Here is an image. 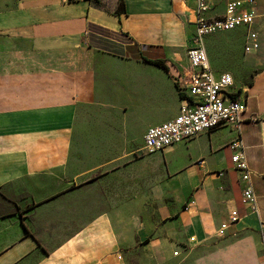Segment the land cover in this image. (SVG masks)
<instances>
[{
	"label": "crops",
	"instance_id": "1",
	"mask_svg": "<svg viewBox=\"0 0 264 264\" xmlns=\"http://www.w3.org/2000/svg\"><path fill=\"white\" fill-rule=\"evenodd\" d=\"M225 3L209 0L207 17L222 16ZM195 7V0H99L98 6L91 0H0V264H264L258 235L264 223V64L239 71L237 55L228 63L212 59L220 48L231 50L233 43L223 38L232 31L212 37L204 49L212 73L229 74V94L244 103L238 130L221 125L155 153L172 156L151 181L135 174L143 159L123 161L128 127L145 117L144 135L178 114L184 99L174 81L181 84L189 74ZM72 50L76 70L81 55L136 66L138 85L96 91L90 70L84 83L82 68L70 76L57 59ZM41 55L55 66L47 68ZM147 61H161L167 70ZM111 93L120 95L114 105ZM126 95L130 103L122 101ZM94 104L114 110L122 133L95 136L83 124L88 132L78 145L80 157H97L105 142L122 150L83 168L70 159L72 135L77 117ZM237 137L258 215L241 204L228 146ZM155 154L144 162L160 165ZM12 206L19 212H10ZM232 212L238 220L219 235Z\"/></svg>",
	"mask_w": 264,
	"mask_h": 264
},
{
	"label": "built area",
	"instance_id": "2",
	"mask_svg": "<svg viewBox=\"0 0 264 264\" xmlns=\"http://www.w3.org/2000/svg\"><path fill=\"white\" fill-rule=\"evenodd\" d=\"M195 3L194 35L191 38L192 45L186 49L190 70L187 79L182 80L181 84L178 82L186 98L175 117L146 130L140 149L143 155L160 153L167 147L190 140L203 132H210L221 125L230 126L233 130H238L240 126L244 103L233 99L229 94V88L233 85L229 74L221 73L217 80L213 78L203 38L251 27L255 18L254 0H226L223 15L214 19L207 17L210 10L209 0H195ZM249 39L247 52L257 48L255 34H249ZM228 146L231 151L230 161L239 174L241 204L258 215L243 141L237 137ZM237 220V213H230L227 220L220 225L218 234L222 235ZM258 235L264 260V223L259 225Z\"/></svg>",
	"mask_w": 264,
	"mask_h": 264
},
{
	"label": "rangeland",
	"instance_id": "3",
	"mask_svg": "<svg viewBox=\"0 0 264 264\" xmlns=\"http://www.w3.org/2000/svg\"><path fill=\"white\" fill-rule=\"evenodd\" d=\"M261 10H264V0H256L255 5L253 7L254 11V20L253 24L249 28H239L238 30H234L231 33L230 36L224 37V42H232L233 45L230 48L231 50H226L224 48H220L217 51L212 52V59H223L225 61L233 60V55H237L238 59H240L238 62L235 63L237 65V70H241L244 67H261L263 66V61L261 57V48H260V31L258 30V20L260 19V12ZM223 33H217L215 35L206 36L203 38V46L208 47V42L212 40V37L219 36ZM249 34H255L256 41H257V48L254 51H246V48L250 45V39ZM17 47V44L15 45ZM67 51V50H66ZM217 52H219L217 54ZM84 54V53H83ZM214 54V55H213ZM75 53L72 50L71 52H65L62 56L58 57L57 59L62 60L61 63L64 67H66V71L68 75H77L80 68H82L84 72L83 76V82L87 83L90 82V74L89 70L92 72V84L93 87L96 88V91L103 88L105 89H124V87H134L137 86V80L135 81V76L139 75L138 68H135L136 66L130 65L123 61H104L100 59L98 56H85L81 55L77 57L78 59L82 58V63L80 65L79 70H76L75 68ZM42 59L45 57V55H41ZM44 60V59H43ZM45 64L48 65L47 68H53L55 65L50 62V60H44ZM90 63L92 64V69L88 68V65L90 66ZM138 64V63H136ZM211 65V64H210ZM57 68V67H55ZM225 72L227 71V67L222 68ZM138 70V71H134ZM135 75V76H134ZM218 75H216V72L213 73V78L215 80L218 79ZM76 80V78L71 77V81ZM120 90V91H121ZM109 98V101L111 102V105H114L116 103L114 98L120 96L117 93H111L107 95ZM122 101L125 103H130L132 101V97L129 95H126L122 98ZM121 101L118 103L120 104ZM180 103V102H179ZM181 104V103H180ZM89 105L86 106L83 109L82 115L77 117L76 125L73 130L72 135V145L70 147V159L73 163H79L83 168L96 166L98 164H102L107 162L108 160L115 159L119 155V151L122 150L120 145L115 144L114 142L109 143V145L105 142L103 143L101 147L102 152L97 156L93 158H87V157H80L79 150V143H81L82 138L85 136V132H88L84 130L83 124L87 123L90 127V132H92L95 136H106L110 138L111 136H118L121 135V128L122 125L119 123L118 119H116V115L114 114V110L108 112V111H100L96 106ZM147 121V118L143 117L140 123L136 124L135 126H132L131 128H127V141L125 143V153L126 156L123 159L126 163H133L134 161L141 160L143 167L142 170L135 172L136 176L139 178L140 176H147V178L151 181L154 177L158 176L160 173H162L166 167V164L168 165L171 161L172 154H164L163 156L159 154L157 155V164L160 163V165H154L153 161L148 160L147 162L144 158H151L153 155L150 156H142L143 154L140 152L141 149V138L143 135V132L139 131L141 128H144V122ZM138 170V169H137ZM151 177V178H150ZM147 179V182H148ZM149 193H151V190L148 188L147 191V197L149 198ZM133 197V196H132ZM147 198V199H148ZM150 199V198H149ZM149 208V206H147ZM10 212L18 213L19 208L12 206V209H9ZM121 230V229H120Z\"/></svg>",
	"mask_w": 264,
	"mask_h": 264
},
{
	"label": "trees",
	"instance_id": "4",
	"mask_svg": "<svg viewBox=\"0 0 264 264\" xmlns=\"http://www.w3.org/2000/svg\"><path fill=\"white\" fill-rule=\"evenodd\" d=\"M95 5L98 6L99 4V0H91ZM238 30V29H236ZM149 64H152L154 66H157L159 68H162L164 71H166V67L164 66V64L161 62V61H147ZM175 86H176V90H177V93H178V96H179V99L180 100H183L185 99V95L183 94V92L181 91L180 87H179V84H178V78H175ZM231 97L233 99H237V95H231Z\"/></svg>",
	"mask_w": 264,
	"mask_h": 264
}]
</instances>
